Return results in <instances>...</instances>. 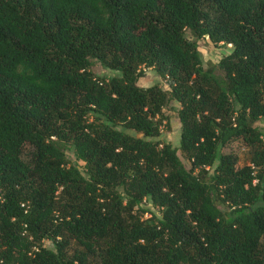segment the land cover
Wrapping results in <instances>:
<instances>
[{
  "label": "trees",
  "instance_id": "1",
  "mask_svg": "<svg viewBox=\"0 0 264 264\" xmlns=\"http://www.w3.org/2000/svg\"><path fill=\"white\" fill-rule=\"evenodd\" d=\"M260 118L264 0H0V264H264Z\"/></svg>",
  "mask_w": 264,
  "mask_h": 264
},
{
  "label": "rangeland",
  "instance_id": "2",
  "mask_svg": "<svg viewBox=\"0 0 264 264\" xmlns=\"http://www.w3.org/2000/svg\"><path fill=\"white\" fill-rule=\"evenodd\" d=\"M186 33L189 35L188 31H186ZM196 42L202 57L203 67L211 68L214 74L221 78L222 71L217 66V62L221 54L227 51L230 45L228 44L226 47H223L221 44H213V42L207 36L198 38ZM91 70L96 76L109 75L115 72L111 69L103 67L96 60H93ZM153 83H158L162 88L169 89V86L163 77L159 76L153 68L145 67L143 74L137 79V84L140 86H148ZM178 107L179 104L175 100L170 101L165 107H163V113L166 116V122L165 120L162 121V124L160 125V134L157 137L162 141L169 142L173 146H178L180 134V122L177 114ZM254 125L262 128L264 126V118H260L255 121ZM219 150L224 153L233 152L237 157L236 166H241L249 162V148L240 138H233L229 140L226 142V144L220 146ZM64 151L71 162H76L79 166H81L82 162L75 159L70 148L66 147ZM177 155L183 165L186 168H189L190 162L188 158L179 149H177ZM43 244L46 246H51L49 240H44Z\"/></svg>",
  "mask_w": 264,
  "mask_h": 264
}]
</instances>
